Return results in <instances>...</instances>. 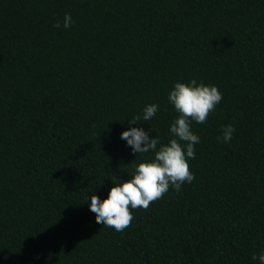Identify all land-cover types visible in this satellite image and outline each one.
I'll return each mask as SVG.
<instances>
[{
    "label": "trees",
    "instance_id": "16d2710c",
    "mask_svg": "<svg viewBox=\"0 0 264 264\" xmlns=\"http://www.w3.org/2000/svg\"><path fill=\"white\" fill-rule=\"evenodd\" d=\"M192 79L223 94L191 124L195 179L123 232L96 223L91 196L154 158L121 134L167 144L169 93ZM261 251L264 0H0V264H259Z\"/></svg>",
    "mask_w": 264,
    "mask_h": 264
},
{
    "label": "clouds",
    "instance_id": "9594fccd",
    "mask_svg": "<svg viewBox=\"0 0 264 264\" xmlns=\"http://www.w3.org/2000/svg\"><path fill=\"white\" fill-rule=\"evenodd\" d=\"M74 21L71 14L66 13L63 27L70 28ZM60 28V22L53 25ZM223 99V94L215 85L197 84L196 79L189 83L176 82L168 96V102L174 105L178 117L170 125V134L174 137L167 144H161L158 137L151 138L143 128L130 127L121 134V139L127 142L133 153H154L149 161L130 164L133 171L128 173L130 179L117 183L113 174L112 187L106 199L101 200L96 194L91 196L90 211L95 214L96 223L104 227L123 232L134 220L133 210H149L150 205L167 194L170 188L179 192L185 183L191 184L195 175L190 171L189 159H195V145L200 143V137L191 130L192 122L207 123L208 117L216 110ZM159 111L158 104H149L143 109V114L133 116L129 125L139 124V121L151 120ZM153 131V130H152ZM236 131L232 125L224 127L223 143H229ZM183 142V143H181ZM159 145V147H158ZM128 166H122L128 172ZM252 260L264 264V251L253 255Z\"/></svg>",
    "mask_w": 264,
    "mask_h": 264
}]
</instances>
